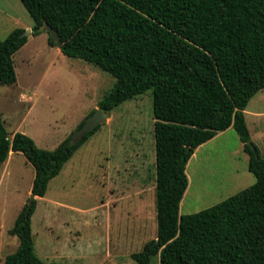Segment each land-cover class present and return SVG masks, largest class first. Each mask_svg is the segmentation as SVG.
Masks as SVG:
<instances>
[{
  "label": "trees",
  "instance_id": "trees-1",
  "mask_svg": "<svg viewBox=\"0 0 264 264\" xmlns=\"http://www.w3.org/2000/svg\"><path fill=\"white\" fill-rule=\"evenodd\" d=\"M21 1L35 21L33 34L47 21L58 30L66 56L116 79L99 108L111 114L152 91L158 232L132 258L138 264H152L155 256L161 264H264V158L245 114L264 89V0ZM25 31L16 28L0 38L2 84L17 82L14 55L28 41ZM49 44L57 46L51 35ZM101 126L76 143L71 135L46 149L23 132L11 138L0 112V168L12 151L23 153L36 170L32 194L44 197L50 181ZM231 127L250 155L257 182L210 208L181 215L192 156ZM36 206L37 199L31 208L26 204L10 229L20 244L7 264H60L36 252Z\"/></svg>",
  "mask_w": 264,
  "mask_h": 264
},
{
  "label": "rangeland",
  "instance_id": "rangeland-1",
  "mask_svg": "<svg viewBox=\"0 0 264 264\" xmlns=\"http://www.w3.org/2000/svg\"><path fill=\"white\" fill-rule=\"evenodd\" d=\"M35 21L21 0H0V38L14 29L33 30ZM14 55L17 82H0V112L13 138L31 136L55 149L99 108L116 79L81 58L49 44L50 33H28ZM264 89L247 107L251 139L264 158ZM152 91L116 107L110 118L37 196L32 218L37 254L47 263L138 264L134 252L157 237L156 141ZM187 166L189 186L180 214L197 213L254 185L250 155L234 127L201 145ZM7 164V166H6ZM36 170L21 152L0 168V264L14 253L10 233L32 196ZM152 264H161L155 256Z\"/></svg>",
  "mask_w": 264,
  "mask_h": 264
},
{
  "label": "water",
  "instance_id": "water-1",
  "mask_svg": "<svg viewBox=\"0 0 264 264\" xmlns=\"http://www.w3.org/2000/svg\"><path fill=\"white\" fill-rule=\"evenodd\" d=\"M40 30L41 31L42 30H47L50 33V35L53 38V40L57 43V46L60 49H62L63 41H62V38H61V36H60V34H59L57 29L52 27L47 21H44L43 25L40 27ZM29 32H32V29H30ZM28 33H25V35L27 36ZM109 118H110V113L105 112L101 108H97L96 111L93 114H91L90 116L87 117L84 125L81 128L77 129L72 134L70 141L72 143H76V142L82 140L85 135H87L88 133L94 131L96 128H98L99 126L104 124ZM249 143L252 145L251 142H249ZM252 147H254V146H252ZM36 197L37 196L32 194L31 199H30V201L28 203L29 204V208L32 207Z\"/></svg>",
  "mask_w": 264,
  "mask_h": 264
},
{
  "label": "crops",
  "instance_id": "crops-1",
  "mask_svg": "<svg viewBox=\"0 0 264 264\" xmlns=\"http://www.w3.org/2000/svg\"><path fill=\"white\" fill-rule=\"evenodd\" d=\"M245 114H246V118H247V109L245 110ZM263 115H264V113H263V112H260V113H256L254 116H256V117H262ZM247 122H248V118H247ZM224 132H225V131H224ZM219 133H221V132H219ZM219 133H218V134H219ZM218 134H217V135H218ZM217 135H216V136H217ZM216 136H215V137H216ZM215 137H214V138H215ZM198 148H199V147H198ZM198 148H197V149H198ZM197 149H196V150H197ZM13 153H15V152L12 151L11 155H12ZM194 155H195V154H194ZM194 155H193V156H194ZM9 158H10V157H9ZM6 162H7V161H6ZM189 163H190V162H189ZM6 166H7V164H6Z\"/></svg>",
  "mask_w": 264,
  "mask_h": 264
}]
</instances>
